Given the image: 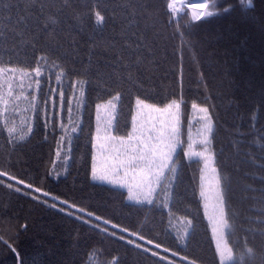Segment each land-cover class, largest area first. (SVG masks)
Here are the masks:
<instances>
[{"label":"trees","instance_id":"16d2710c","mask_svg":"<svg viewBox=\"0 0 264 264\" xmlns=\"http://www.w3.org/2000/svg\"><path fill=\"white\" fill-rule=\"evenodd\" d=\"M170 1L0 0V69L60 75L64 122L78 127L63 149L55 113L39 106L20 129L12 120L28 104L0 95V264H221L201 160L179 152L170 194L151 205L92 180L97 105L116 95L117 135L130 132L137 100L180 101L184 131L192 105L206 107L230 264H264V0H208L213 15L198 21ZM24 15L37 17L26 30L16 26Z\"/></svg>","mask_w":264,"mask_h":264},{"label":"rangeland","instance_id":"374dc122","mask_svg":"<svg viewBox=\"0 0 264 264\" xmlns=\"http://www.w3.org/2000/svg\"><path fill=\"white\" fill-rule=\"evenodd\" d=\"M198 3H205L208 5V7L204 10L199 9L198 11H194L190 8L189 4L185 5V3L181 2L180 0H171L170 8L173 11L185 10L189 13L192 20L198 21L200 20L199 18L201 16L206 17L208 16V13H211V8L208 0H200ZM184 7H186V9H184ZM12 69H15V72L11 71ZM36 69L37 68L28 70L20 69L17 67H2L0 69V95H2L5 91H9L11 93H15L16 99L28 104L27 106L25 104V112L20 117L12 120L13 126H17L20 129H25L27 128L28 124H32V122L34 121V114L36 111H38L39 106L43 107L42 110L45 111V113H55L51 115H57L61 123L64 124L63 129L65 134H63V136L61 137V143L63 145V149H66V147L68 146V140L71 136V133L68 134V132L71 129H75L76 131L78 128L77 125L74 126L70 123L64 122L63 102L65 98L66 86L63 85L64 83L61 80L60 75L56 78H52L49 73L40 70V75L37 76ZM37 81H39V84L36 83ZM9 85H11V88H9ZM21 85H23V87H21ZM44 90L45 94L43 95L45 96L43 99H41L40 94L42 92L44 93ZM116 97L117 95L107 101L99 103L96 109L92 167L93 165H95L98 170L101 167L105 166V162L97 154L96 148L94 147L96 143V128L98 126L101 128L104 127L105 124L108 123V121L111 119L112 134L117 135L114 132L118 105V100L116 99ZM76 100L77 95L74 101L76 102ZM109 101L112 102L111 105L109 104ZM137 101L135 102V112L132 119V123H135L137 125L146 120L149 114L152 117H156L158 115L157 113L152 111V108H166L167 105L171 104L173 101H175V103L179 105L178 109L175 106L172 109V111L179 119V126L181 128V143L179 146V150L175 153L174 160L178 153L182 152L186 159H199L202 161L199 180L201 183L200 196L202 199L203 210L212 232L220 263H232L233 252L227 242L228 221L225 214V203L220 183L219 172L215 164L214 155L211 149V143L207 145L209 151L207 153H204V156H197L195 154L197 152H204V148L206 147L202 143L203 137L206 134L204 130V124L206 122L205 118L211 120L212 130L214 126L213 120L211 119L210 115L207 112L203 111V109H206V107L201 105H195V107H192L193 114L189 118L187 130L184 131V129L182 128L183 112L181 110L182 104L180 101L173 100L166 105L159 106L143 100L144 105L150 106L147 108L143 107V105H138ZM8 103L9 101H7L5 105H8ZM112 105H115V107H112ZM72 120L76 122L79 120L81 121V114H75V118ZM209 139L211 141V134L209 135ZM208 156H211V160L208 164V167L205 168V157ZM171 167L175 168V170L177 168V166H174V164L170 165L169 170L165 171L164 176L160 178L158 184L156 183L155 177L152 178L153 201L158 198L163 201V198H166L170 194L175 174V172L171 171ZM213 169H215V172H213ZM64 172L65 170H63L60 174H63ZM122 179L124 181V186L116 185V187H119L126 191L127 199L130 202L137 203L136 199H129V196L132 194L129 192V185H133L132 192L135 193L139 199H143V194L146 193L148 189L143 186H141L139 189L134 187V185L140 179V176L138 174L135 180L132 179L131 174L128 177H123ZM95 182L109 184L102 181ZM201 193H204V195H201Z\"/></svg>","mask_w":264,"mask_h":264},{"label":"snow or ice","instance_id":"6c2138e0","mask_svg":"<svg viewBox=\"0 0 264 264\" xmlns=\"http://www.w3.org/2000/svg\"><path fill=\"white\" fill-rule=\"evenodd\" d=\"M40 3L46 4L48 0H26V3ZM130 2V0H129ZM251 4V0H249ZM194 8L204 10L208 7L205 3H194ZM30 12L31 8L25 10ZM43 11V8L40 9ZM209 16L213 13H208ZM97 22H102L103 17L99 13L96 14ZM201 16L199 19H203ZM31 19H37V17H32L24 15L18 18L16 22L17 27H23L27 29L28 21ZM4 20L0 16V53L3 52L4 44V32L6 31L4 27ZM131 26V24L129 25ZM19 36H23V32L19 33ZM11 71L15 72V69ZM36 75H40V69H36ZM39 84V81L36 82ZM23 87V85H21ZM11 88V85H9ZM11 95V92H9ZM83 91L81 96H83ZM117 100L120 99L119 96L116 97ZM138 105H143V107H150L149 105H144L143 100L137 101ZM111 105L112 102L109 101ZM179 108V105L173 101L168 104L166 108H152V111L157 113L156 117H152L150 114L148 118L139 125L132 123L131 132H125L123 135H113L112 134V120L110 119L104 127L96 128V143L94 147L96 148L97 154L104 160L105 166L101 167L99 170L95 165L91 169V178L95 181H102L112 184L114 186L120 185L124 186L123 177H128L132 175V179L135 180L137 174L140 176L139 181L134 185L137 189L141 186L148 189L146 193L143 194V199H139L135 193L132 192L133 185H129V192L132 193L129 199H136L137 203H147L149 205L153 204V177H155L156 183H159L161 177L164 176L165 171L169 170L170 165L174 163L175 153L179 150L181 143V128L179 126V119L172 111L173 107ZM115 107V105H112ZM195 107V105H192ZM207 112V109H203ZM206 122L204 124L205 135L203 137L202 143L206 146L204 152L195 153L197 156H204V153L209 151L207 145L211 143L209 135L212 132L211 120L205 118ZM9 131H15L14 128L9 129ZM31 131V129H29ZM75 131V129H73ZM117 131L119 129L117 128ZM23 139V137H21ZM211 160V156L205 157V168ZM172 172H175V168H171ZM215 172V169H213ZM7 175L6 173H0V176ZM21 183H23L21 181ZM219 183V181H218ZM11 187V185H9ZM30 187V186H29ZM19 190V189H17ZM40 191V189H36ZM47 195V193H45ZM204 195V193H201ZM99 219V218H97ZM159 247V245H157Z\"/></svg>","mask_w":264,"mask_h":264},{"label":"bare ground","instance_id":"6f19581e","mask_svg":"<svg viewBox=\"0 0 264 264\" xmlns=\"http://www.w3.org/2000/svg\"><path fill=\"white\" fill-rule=\"evenodd\" d=\"M191 9H193L194 11H198L199 10L197 8H194L193 5H192Z\"/></svg>","mask_w":264,"mask_h":264}]
</instances>
